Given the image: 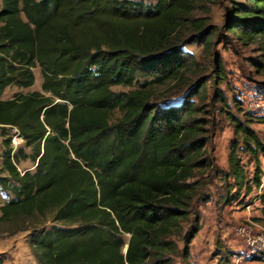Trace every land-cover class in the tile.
Masks as SVG:
<instances>
[{"label":"trees","instance_id":"1","mask_svg":"<svg viewBox=\"0 0 264 264\" xmlns=\"http://www.w3.org/2000/svg\"><path fill=\"white\" fill-rule=\"evenodd\" d=\"M206 2L214 0H1L0 97L8 86H31L36 66L42 81L41 91L0 98V126L16 128L32 149L12 152L3 141L0 188L12 196L0 204V224L9 234L29 230L38 264H176L200 230L194 205L213 175L227 180L225 203L260 187L264 142L247 118L227 113L226 171L207 153L211 77L183 49H210L217 35L208 16L193 15ZM226 22L264 55V0H234ZM225 78L215 55L213 97L226 107L216 87ZM160 87L179 103H162ZM21 157L33 171H18ZM259 200L264 218V190Z\"/></svg>","mask_w":264,"mask_h":264},{"label":"rangeland","instance_id":"2","mask_svg":"<svg viewBox=\"0 0 264 264\" xmlns=\"http://www.w3.org/2000/svg\"><path fill=\"white\" fill-rule=\"evenodd\" d=\"M234 0H214L213 3L206 2L203 9L194 12V16H208L209 24L215 28L217 35L212 39L210 49L204 48L203 44L192 43L185 45L184 50L193 53L196 57L199 69L204 74L210 75L212 79V59L219 55L225 69V80L216 84L227 99L228 105L222 106L221 102L213 97L216 89L212 87V80H208L205 90L206 105L210 113L212 123L210 130L212 137L207 146V153L213 163L221 170H227V156L229 146L234 139L233 128L227 113L249 121V126L255 131L259 139L264 142V55H262L256 44H241L227 31L226 19L231 12ZM1 8V0H0ZM34 83L29 87H18L11 85L5 88L0 98L7 99L17 93L29 91H41L42 81L38 66L33 68ZM196 75L192 74V81L196 80ZM130 87L115 85L114 91H127ZM175 90H168L160 87L157 97L165 103H179V95ZM258 96L261 98L260 106L256 111L246 110L237 105L242 95ZM237 100V101H236ZM240 107V108H239ZM222 109V111H221ZM119 114H116L118 116ZM18 133V131H17ZM14 127L0 126V175H7L2 171V152L7 148L3 142L5 138L10 139L11 151H17L20 147L28 155L31 147L26 146L23 140L19 141ZM245 169L252 175L254 165L250 157L245 152H239ZM263 169L261 185L254 188L252 192L242 197L240 200L231 203L224 202L227 193V180L225 181L219 173L211 177L203 200L195 203V208L200 216V230L190 244V254L186 260L174 257L176 264H230L235 257L239 258L240 264H264V252L254 257H241L243 251L247 250L242 243L231 233L234 225L247 223L254 225L258 230H264V218L261 213V203L259 196L264 190V157H261ZM18 171L34 169V162L29 157H21L15 162ZM234 190H231L232 193ZM12 194L0 188V204L10 198ZM49 215L43 222L46 227L52 223L48 220ZM35 222L36 220L31 219ZM9 225L0 224V263L1 264H38L33 256L28 244L29 230L18 231L13 234L8 233ZM180 247L182 243L179 241ZM241 245V249H237ZM236 246V247H235ZM241 257V258H240Z\"/></svg>","mask_w":264,"mask_h":264},{"label":"built area","instance_id":"3","mask_svg":"<svg viewBox=\"0 0 264 264\" xmlns=\"http://www.w3.org/2000/svg\"><path fill=\"white\" fill-rule=\"evenodd\" d=\"M241 101L243 108L256 111L260 106L261 98L259 95L254 97L244 94L241 96ZM14 129L18 136L17 129ZM21 140L22 138L19 137V141ZM254 227L252 224L240 223L234 225L231 229V233L239 239L244 247H247L248 256H257L261 255V252H264V230H258ZM230 264H240L239 258L235 257Z\"/></svg>","mask_w":264,"mask_h":264},{"label":"crops","instance_id":"4","mask_svg":"<svg viewBox=\"0 0 264 264\" xmlns=\"http://www.w3.org/2000/svg\"><path fill=\"white\" fill-rule=\"evenodd\" d=\"M237 249H241V245L240 246L238 245V248ZM241 257H254V256H248V251L245 249V251H243V254L241 255Z\"/></svg>","mask_w":264,"mask_h":264}]
</instances>
